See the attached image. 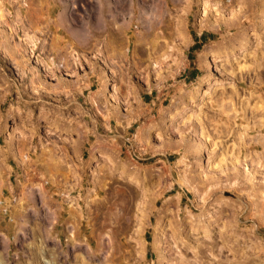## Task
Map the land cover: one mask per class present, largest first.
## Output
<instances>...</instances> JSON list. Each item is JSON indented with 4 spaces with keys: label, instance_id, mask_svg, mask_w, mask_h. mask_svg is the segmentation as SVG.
<instances>
[{
    "label": "rangeland",
    "instance_id": "374dc122",
    "mask_svg": "<svg viewBox=\"0 0 264 264\" xmlns=\"http://www.w3.org/2000/svg\"><path fill=\"white\" fill-rule=\"evenodd\" d=\"M71 1L0 0V264H264V0Z\"/></svg>",
    "mask_w": 264,
    "mask_h": 264
},
{
    "label": "bare ground",
    "instance_id": "6f19581e",
    "mask_svg": "<svg viewBox=\"0 0 264 264\" xmlns=\"http://www.w3.org/2000/svg\"><path fill=\"white\" fill-rule=\"evenodd\" d=\"M66 1H70V0H66ZM71 2L74 4L75 8L78 7L79 11H85V8L88 6L87 1L85 2L83 0H72ZM22 12H23L22 9L19 8V11L16 15H19V17H20ZM21 18H22V16L20 17V20H21ZM58 20H59V23L62 22L60 18ZM20 23H21L20 26L15 25L14 29L10 28L8 31L5 29H0V39L3 41L5 39V35L8 33H9L10 37L16 36L18 34V28H22V29L24 28V24H22V22H20ZM59 23H58V25H59ZM180 25L181 24L177 25V27H175V29H173V30L170 28V31H167L166 33L161 35V38L166 40V41L163 40L160 45H158V43L157 44L152 43L153 46L151 44L152 48L150 50H146L145 48H143L141 46H137L135 48V51L137 54L138 63L144 64L146 61L149 60L150 57H152V54L157 53V51H155V47H157V46H161L160 49L165 47L164 52H166V53L169 52L168 48H167V46H168V43H167L168 40L167 39H169L172 36V34L179 35L182 32ZM47 28L50 31V33L53 34V35H51V38L47 39L48 51H49V54L56 55L60 52V49H61L60 45H61L62 39L65 37V35L62 33L61 28H58V26L55 27L52 24H47ZM25 32H24L25 38L19 42V44L21 45V47L23 49H24L25 45H28L30 42H32L30 37H27ZM105 32H107V33H105ZM55 33H57L58 35L57 36L54 35ZM122 43H123V33H122L121 29L118 27H111V28H108L106 31L98 32L91 39V41H89L86 45V48H88L92 53L94 52V55H95V57H93L94 61H92L91 58L87 59V61H88L87 64L89 63V66L91 65L93 68L103 67V65L107 64V56H108L109 50L111 48H113V54H111V55L119 57V55L121 53L120 45ZM34 44L35 43L32 42L33 47H34ZM171 48H172L171 53H176V54H178L179 52L181 53V48H182L181 43L174 41L173 43H171ZM23 51L24 50L14 49L12 51L5 52V55H7V58H11L12 60L13 59L18 60L24 56ZM47 56H46V58H47ZM49 59H50V61H52L51 58H49ZM74 59L76 60V58H74ZM54 69L55 68H52L53 72L56 71Z\"/></svg>",
    "mask_w": 264,
    "mask_h": 264
},
{
    "label": "trees",
    "instance_id": "16d2710c",
    "mask_svg": "<svg viewBox=\"0 0 264 264\" xmlns=\"http://www.w3.org/2000/svg\"><path fill=\"white\" fill-rule=\"evenodd\" d=\"M205 35H207L206 32H202L201 37H204ZM195 46H196V43L192 45V47H195Z\"/></svg>",
    "mask_w": 264,
    "mask_h": 264
}]
</instances>
